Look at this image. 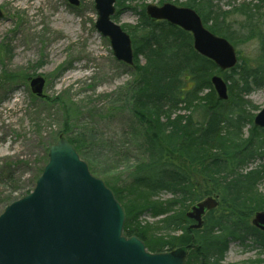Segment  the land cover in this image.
<instances>
[{
    "label": "trees",
    "instance_id": "1",
    "mask_svg": "<svg viewBox=\"0 0 264 264\" xmlns=\"http://www.w3.org/2000/svg\"><path fill=\"white\" fill-rule=\"evenodd\" d=\"M116 1L114 20L120 17L126 0ZM214 1L187 0L180 6L195 9L210 31L233 44L259 38V57L254 64L239 58L234 69L220 71L194 50L191 34L167 22L151 21L143 8L137 26L122 28L131 36L134 49L135 87L128 91L129 104L144 128L139 145L144 158L129 170L123 188L105 179L125 211L124 235L140 239L152 253L184 251L185 264H222L232 243L264 252V232L251 223L257 212L264 211V195L258 191L259 183L264 182V164L249 169L257 161L264 162V130L254 126V117L245 111L253 106L244 99L264 87V34L253 24L254 11L264 9V0L256 5L241 3L231 11H223ZM235 15L245 17L250 32L238 41L229 21ZM213 75L230 82L227 101L218 98ZM182 109L187 113L175 116ZM199 112L201 118H197ZM247 126L251 127L249 134L245 133ZM66 139L94 175L86 156L87 148L96 145L86 144L82 135ZM36 181L23 196L34 189ZM164 192L171 199L156 200ZM209 197L216 198L219 207L206 214L203 228L192 229L194 222L187 212ZM4 202L6 208L13 200ZM145 214L166 216L160 235L142 226ZM250 264H264V259Z\"/></svg>",
    "mask_w": 264,
    "mask_h": 264
},
{
    "label": "rangeland",
    "instance_id": "2",
    "mask_svg": "<svg viewBox=\"0 0 264 264\" xmlns=\"http://www.w3.org/2000/svg\"><path fill=\"white\" fill-rule=\"evenodd\" d=\"M79 1L80 6L74 7L67 0H0V215L4 201L23 198L42 175L49 150L61 135H82L86 144L93 142L96 146L87 148L86 159L94 177L106 179L114 187L126 186L129 170L144 158L139 146L144 128L129 104L128 91L135 87L134 67L119 62L109 39L96 29L94 0ZM186 1L126 0L114 22L137 26L140 12L148 5L180 6ZM241 3L256 5L258 0L214 1L223 11ZM254 12L253 24L263 35L264 9ZM229 21L237 41L250 33L245 17L235 15ZM234 45L242 63L254 64L261 53L259 38ZM140 60L144 65L145 59ZM37 77L46 80L45 99L31 92L30 80ZM244 99L253 106L245 111L254 121L264 108V87ZM186 113L182 109L175 116ZM201 116L199 112L197 118ZM250 128L246 127V134ZM261 163L257 161L249 169ZM258 191L264 195V182L259 183ZM169 199L171 195L165 192L156 198L162 202ZM165 217L145 214L140 221L151 233L160 235ZM257 258L264 259V252L232 243L222 264H250Z\"/></svg>",
    "mask_w": 264,
    "mask_h": 264
},
{
    "label": "water",
    "instance_id": "3",
    "mask_svg": "<svg viewBox=\"0 0 264 264\" xmlns=\"http://www.w3.org/2000/svg\"><path fill=\"white\" fill-rule=\"evenodd\" d=\"M79 7V0H67ZM98 14L96 29L109 38L116 59L134 65L131 37L116 24V0H94ZM152 21H167L193 35L195 50L222 71L238 63L234 46L204 27L191 8L166 3L149 5ZM3 18L0 11V19ZM212 85L221 101L229 99L228 85L216 75ZM46 80H30L32 94L45 98ZM254 125L264 129V108ZM49 161L35 188L11 203L0 215V264H185L186 252L152 253L138 238L124 235L125 211L105 183L94 177L75 148L61 135L49 151ZM214 197L192 206L187 217L201 229L205 215L218 208ZM252 224L264 231V212Z\"/></svg>",
    "mask_w": 264,
    "mask_h": 264
}]
</instances>
